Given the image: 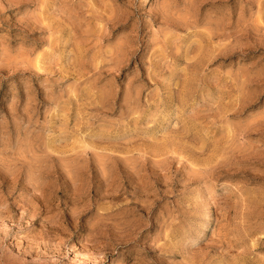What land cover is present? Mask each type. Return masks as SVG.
Returning a JSON list of instances; mask_svg holds the SVG:
<instances>
[{
	"label": "rangeland",
	"instance_id": "374dc122",
	"mask_svg": "<svg viewBox=\"0 0 264 264\" xmlns=\"http://www.w3.org/2000/svg\"><path fill=\"white\" fill-rule=\"evenodd\" d=\"M0 264H264V0H0Z\"/></svg>",
	"mask_w": 264,
	"mask_h": 264
},
{
	"label": "bare ground",
	"instance_id": "6f19581e",
	"mask_svg": "<svg viewBox=\"0 0 264 264\" xmlns=\"http://www.w3.org/2000/svg\"><path fill=\"white\" fill-rule=\"evenodd\" d=\"M147 0H141V3L144 4L146 3ZM207 212V211H206ZM79 243V242H78ZM83 257V256H82Z\"/></svg>",
	"mask_w": 264,
	"mask_h": 264
}]
</instances>
